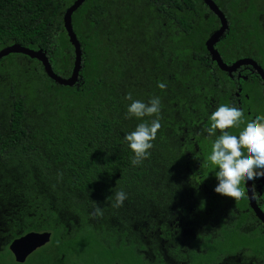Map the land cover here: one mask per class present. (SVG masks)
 <instances>
[{
	"label": "trees",
	"instance_id": "trees-1",
	"mask_svg": "<svg viewBox=\"0 0 264 264\" xmlns=\"http://www.w3.org/2000/svg\"><path fill=\"white\" fill-rule=\"evenodd\" d=\"M214 1L230 22L226 54H236L232 46L240 50V43L251 51L254 35H262L257 0ZM18 3L0 18V48L44 49L54 71L69 77L75 49L63 16L72 0ZM206 12L202 0L85 1L72 16L83 51L74 86L56 83L40 61L24 54L0 61V236L12 241L54 230L61 247L54 254L65 253L70 262H110L109 247L132 244L125 235L152 215L154 205L164 200L183 207L191 188L179 138L190 115L203 108L200 79L210 59L205 41L217 27ZM160 35L162 47L151 42ZM127 93L145 103L152 96L161 101L160 128L149 155L135 166L123 140L139 123L126 118ZM117 190L126 199L113 207ZM242 245L264 250V235H241ZM124 254L133 259L130 251Z\"/></svg>",
	"mask_w": 264,
	"mask_h": 264
},
{
	"label": "flooded vegetation",
	"instance_id": "flooded-vegetation-1",
	"mask_svg": "<svg viewBox=\"0 0 264 264\" xmlns=\"http://www.w3.org/2000/svg\"><path fill=\"white\" fill-rule=\"evenodd\" d=\"M1 1L9 3L3 7ZM18 1L20 0H0L2 9L0 18L4 16L5 11L20 7ZM75 1L72 0L71 5ZM262 1L264 0H257L256 4V23L258 32L262 35H254L253 46L249 48L251 51H245L246 46L240 43V50L235 45L232 46L236 49V54H226L227 46L223 44V39L230 30L228 18L229 28L215 44L227 65H234L244 59H251L254 64L248 62L240 64L234 70H224L216 60H213L207 49L210 59L206 64L207 69L202 71L205 74L200 79L203 82L201 89L206 92L202 100L203 108L201 113L194 111L195 115L193 117L190 115V125L186 123L187 126H183L184 130L179 138L183 147L178 151H184L187 157L183 165L186 170L184 179L191 188L190 195L182 202L183 207L176 210L175 203L170 204L161 200L160 204L154 205L155 209L151 216L145 214L147 220L137 224L138 227H134L125 235V241L134 240L131 241L132 244L118 243L117 238L115 240L118 243L115 246L117 250L109 247L111 261L96 260L94 264H264V250L249 245L240 247L241 235H264V221L259 216V214L264 216L262 177L249 183L242 180L244 195L240 198L234 199L215 193L214 168L206 162L211 142L215 137H209L205 131L210 123L207 116L220 104H231L240 108L244 121L258 113L264 115V74L261 73V71L264 73ZM222 12L225 14L223 10ZM212 14L217 18V27L209 31L207 39L220 27L219 17L207 6L205 17L213 16ZM172 32L175 33L174 30ZM157 40L151 41L152 44L164 42L161 35ZM240 40L242 42L244 38L241 37ZM146 46L149 48V43ZM175 61L172 64H175ZM240 127H243V124ZM227 131L237 134L239 128L232 127ZM67 226L68 232H71L72 227L69 224ZM38 232H49L50 241L30 253L24 261H18L10 249L12 242L24 235L12 241L0 236V264H85L83 261L70 262L65 253H53L60 247L54 240L56 235L54 230ZM60 233L63 235V232ZM121 240L119 237V241ZM127 251L131 252L133 259H124V252Z\"/></svg>",
	"mask_w": 264,
	"mask_h": 264
},
{
	"label": "clouds",
	"instance_id": "clouds-1",
	"mask_svg": "<svg viewBox=\"0 0 264 264\" xmlns=\"http://www.w3.org/2000/svg\"><path fill=\"white\" fill-rule=\"evenodd\" d=\"M157 86L163 88L164 84ZM125 99L130 101L126 105V118L139 121L132 131L123 136L132 153L130 164L135 166L149 155L152 148V141L160 128L161 101L158 96H152L145 103L133 99L131 93H127ZM146 117H150V121ZM207 119L210 123L205 131L209 137H215L206 158L207 164L214 168L216 184L213 191L222 196L240 198L244 195L242 180L254 181L264 177V115L258 113L244 121L240 108L220 104ZM241 124L243 127H240ZM232 127L239 128L237 134L227 131ZM125 199L123 190L115 191L112 206L120 207ZM99 211L96 209L97 214Z\"/></svg>",
	"mask_w": 264,
	"mask_h": 264
},
{
	"label": "water",
	"instance_id": "water-1",
	"mask_svg": "<svg viewBox=\"0 0 264 264\" xmlns=\"http://www.w3.org/2000/svg\"><path fill=\"white\" fill-rule=\"evenodd\" d=\"M86 0H76L68 9L66 10L63 22L65 30L67 31L68 37L71 44L75 49V64L72 71V74L69 77H62L57 74L52 68V64L47 56V52L44 49H32L26 46H23L19 43H13L8 45L0 50V60L4 57H7L10 54H24L30 58L37 59L43 66L44 72L53 79L56 83L65 86H74L78 83L80 79V71L82 69V58L83 51L81 43L74 31L72 24L73 13L85 2ZM203 2L212 10L220 19V27L211 33L209 38L206 41V47L211 53L213 60H216L220 67L224 70H234L237 66L243 63L251 62L254 64V61L251 59H244L236 62L234 65H227L222 60L218 50L215 48V44L219 39L225 34L226 30L229 28V23L226 15L219 8L218 4L214 0H203ZM262 74H264L261 71ZM261 182L264 184V177L261 178ZM249 183V181H248ZM255 207V203L253 202ZM257 210V209H256ZM259 214V213H258ZM260 218L264 221V216L260 215ZM51 234L49 232H29L24 236L14 240L10 246L11 251L14 253L18 261H24L25 258L36 250L38 247L46 244L50 241Z\"/></svg>",
	"mask_w": 264,
	"mask_h": 264
}]
</instances>
